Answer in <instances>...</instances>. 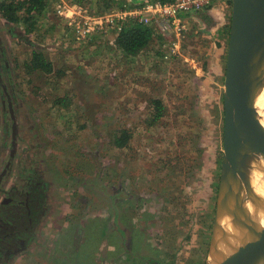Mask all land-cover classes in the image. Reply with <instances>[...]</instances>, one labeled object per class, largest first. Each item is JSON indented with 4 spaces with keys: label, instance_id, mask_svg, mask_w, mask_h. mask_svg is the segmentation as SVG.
<instances>
[{
    "label": "rangeland",
    "instance_id": "1",
    "mask_svg": "<svg viewBox=\"0 0 264 264\" xmlns=\"http://www.w3.org/2000/svg\"><path fill=\"white\" fill-rule=\"evenodd\" d=\"M154 1L161 0H49L30 33L0 18L14 35L4 57L18 120L10 157L43 172L49 197L48 218L9 264H206L223 155L231 4L215 0L181 15V37L148 25L153 41L135 57L116 48V29L78 40L60 14L63 4L95 18ZM34 51L52 74L26 72ZM152 101L162 105L159 120ZM122 131L129 140L117 148ZM0 142L1 171L9 135L0 133Z\"/></svg>",
    "mask_w": 264,
    "mask_h": 264
},
{
    "label": "water",
    "instance_id": "2",
    "mask_svg": "<svg viewBox=\"0 0 264 264\" xmlns=\"http://www.w3.org/2000/svg\"><path fill=\"white\" fill-rule=\"evenodd\" d=\"M231 1L222 94L223 155L218 195L225 171L230 173L232 180L237 178L240 186L245 184L249 189V182L238 174L240 134L264 151V127L260 122L264 110L255 107L254 80L255 71L259 70L260 50L264 48V0ZM236 243L231 253L218 264H264V226L240 237Z\"/></svg>",
    "mask_w": 264,
    "mask_h": 264
},
{
    "label": "flooded vegetation",
    "instance_id": "3",
    "mask_svg": "<svg viewBox=\"0 0 264 264\" xmlns=\"http://www.w3.org/2000/svg\"><path fill=\"white\" fill-rule=\"evenodd\" d=\"M8 28L0 23V133L10 137L9 162L6 161L0 171V264L12 263L15 256L25 248L24 244L26 246L33 240L34 232L48 218L49 201L48 185L43 172L33 171L35 166L31 162L22 165L19 160L17 165L12 164L13 158L10 157L15 154L18 120L10 84L12 69L4 59L6 44L14 37ZM0 143L1 147L6 144ZM6 179L7 185L4 186ZM29 230L32 237L27 238Z\"/></svg>",
    "mask_w": 264,
    "mask_h": 264
},
{
    "label": "bare ground",
    "instance_id": "4",
    "mask_svg": "<svg viewBox=\"0 0 264 264\" xmlns=\"http://www.w3.org/2000/svg\"><path fill=\"white\" fill-rule=\"evenodd\" d=\"M260 51L259 70L254 74L255 107L264 110V48ZM260 122L264 127V114ZM247 147H252V156L247 154ZM239 153L238 174L249 182V189L245 184L240 186L237 178L229 180L232 181L229 183L228 175H225L229 172L223 173L206 264H218L231 253V247L237 245L240 237L264 226V151L240 134Z\"/></svg>",
    "mask_w": 264,
    "mask_h": 264
},
{
    "label": "trees",
    "instance_id": "5",
    "mask_svg": "<svg viewBox=\"0 0 264 264\" xmlns=\"http://www.w3.org/2000/svg\"><path fill=\"white\" fill-rule=\"evenodd\" d=\"M228 1L230 4L232 3L231 0ZM48 4L49 0H0V16L8 23L22 24L25 27V31L30 33L35 29L34 26L38 17L45 13ZM197 15L201 18L206 17L204 13H198ZM227 33H229V30ZM153 37L154 31L152 27L131 20L118 33L114 43L123 56L135 57L149 47ZM24 66L27 73L37 72L44 75L53 73L52 64L39 51L32 52L30 60ZM63 101L64 98H58L55 100V104L62 105ZM152 104L155 109L154 118L159 120L162 116V105L160 101H152ZM128 140V133L122 131L119 136L114 137L113 145L117 148H123Z\"/></svg>",
    "mask_w": 264,
    "mask_h": 264
},
{
    "label": "built area",
    "instance_id": "6",
    "mask_svg": "<svg viewBox=\"0 0 264 264\" xmlns=\"http://www.w3.org/2000/svg\"><path fill=\"white\" fill-rule=\"evenodd\" d=\"M213 1L215 0H168L146 2L134 10L95 18L82 16L81 9L77 6L63 4L60 14L68 18V24L74 26L76 38L78 40H84L98 30L105 32L106 28L110 30L116 29L120 32L124 24L130 19L145 26L151 24L157 25L160 31L166 33L172 29L177 37H181L182 33L186 30V26L180 19V16L201 11Z\"/></svg>",
    "mask_w": 264,
    "mask_h": 264
},
{
    "label": "crops",
    "instance_id": "7",
    "mask_svg": "<svg viewBox=\"0 0 264 264\" xmlns=\"http://www.w3.org/2000/svg\"><path fill=\"white\" fill-rule=\"evenodd\" d=\"M212 12H215V10H212ZM221 45H220V48L221 49H223V44L222 43H220ZM221 76H223V74L221 73Z\"/></svg>",
    "mask_w": 264,
    "mask_h": 264
}]
</instances>
